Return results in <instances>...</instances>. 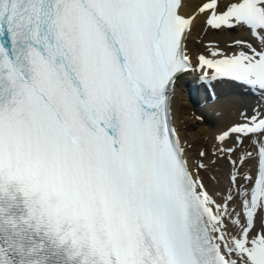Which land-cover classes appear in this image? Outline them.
<instances>
[{
  "label": "snow or ice",
  "instance_id": "obj_1",
  "mask_svg": "<svg viewBox=\"0 0 264 264\" xmlns=\"http://www.w3.org/2000/svg\"><path fill=\"white\" fill-rule=\"evenodd\" d=\"M181 8L0 0V264H264V113L215 137L233 169L224 192L169 125L189 71L264 97V0H202L207 28L250 39L196 63V14Z\"/></svg>",
  "mask_w": 264,
  "mask_h": 264
},
{
  "label": "bare ground",
  "instance_id": "obj_2",
  "mask_svg": "<svg viewBox=\"0 0 264 264\" xmlns=\"http://www.w3.org/2000/svg\"><path fill=\"white\" fill-rule=\"evenodd\" d=\"M225 2H227V0H225ZM201 3H202V0H181V4H182V8L180 9L181 14L185 16H190V15H193L194 13L196 14V19H194L193 21L191 32L188 35L187 40H186L187 51L189 55L192 57V60L194 59L197 53L202 52V50L206 49V45L208 41L217 40L218 43L215 42L214 46L213 45L209 46V50L206 53L207 55L209 51L213 48H219L223 50L222 49L223 46L224 45L226 46V44H228L230 41V39H228L229 37L222 38V35L224 36L226 34L221 33L222 35H220L219 33V36L215 34L214 36L210 35V33L215 30H211L207 28L205 24L203 23L204 21L203 15L196 12L197 6ZM237 32H238V29H237ZM247 37L249 36L248 35L246 36L242 33L237 38H242L244 40L245 39L247 40L248 39ZM227 40H229L228 43H226ZM227 50L229 52L233 49L229 47L228 49H226V51ZM187 75H190V74L186 73L185 76ZM214 86L216 87L217 90L227 91L226 93L228 94V96L238 93L237 91H232V90H235L234 86L224 81H220V80L216 81V84ZM253 109H260L261 110L260 112L264 113L263 111L264 107H254L251 105L248 109V112H249L248 115H252ZM189 110H190V107L188 106L186 101H183V99L181 98V93L178 91L177 88H173L171 91V96H170V115H171V122L175 129V133L179 137L181 147L185 149V158L188 160L190 169H191V165L193 167L194 161L199 159V152L201 150H205L208 153V157L204 160V163L208 165V168L201 172V175L203 176V178H206V177L208 178L210 176V173L214 172L213 171L214 165H211L212 163L210 162L209 159H211V157L213 156L212 150L214 149L215 151L216 147L218 146L215 137L225 129L224 127L227 123H229L227 124V126L236 123L238 116L233 117V115L231 114L232 112L230 113V111L224 115H220L219 112H216L217 113L216 118H212L208 121H198L193 116L192 112L190 113ZM232 121L233 123H230ZM208 123H211V124L215 123L217 126L216 128H210L209 126H207ZM189 145H191V147H189ZM246 146H247V142H246ZM247 150L248 151L252 150V147L248 148ZM223 160H227V159L225 158Z\"/></svg>",
  "mask_w": 264,
  "mask_h": 264
},
{
  "label": "rangeland",
  "instance_id": "obj_3",
  "mask_svg": "<svg viewBox=\"0 0 264 264\" xmlns=\"http://www.w3.org/2000/svg\"><path fill=\"white\" fill-rule=\"evenodd\" d=\"M237 29H238V32H237ZM237 29H234V31L233 30H231V31H228V30H222V31H217V32H215V31H212L211 33H210V35L211 36H214V34L215 35H217V36H219V33H220V35H222V34H226V35H224V36H226V37H224L223 35H222V38H228V39H230V41L229 40H227L226 41V43H228V41H229V43L228 44H226V46L224 45L223 46V50H224V48H225V50L224 51H226V49H228L229 47H230V45H232L233 44V42L235 41V40H237V39H242V38H237L238 36H240V34H244V35H248V34H246L247 32H245V31H243L242 29H240V28H237ZM225 32H227V33H225ZM228 32H229V34H228ZM240 32H242V33H240ZM222 33V34H221ZM231 33H232V35H231ZM238 35V36H236V35ZM236 36V37H235ZM236 39H235V38ZM231 38H233V39H231ZM248 39H250L249 37H247ZM247 39V40H248ZM232 40V41H231ZM244 40V39H243ZM246 40V39H245ZM210 43L209 44H211V45H215V42H217L218 43V41L216 40H214V41H209ZM214 44H213V43ZM231 43V44H230ZM209 48V47H208ZM231 48V47H230ZM228 51V50H227ZM236 94H232V95H230V96H228V100H227V102L225 103V104H228L229 106V108H230V113L233 115V117H235V116H238V118L240 117V114L242 113V112H244L245 113V111L246 112H248V109H249V107L252 105V106H255L254 104H256V107H262L261 105H259V102L258 103H254L253 102V100L252 99H250V98H248V97H244V96H238V95H236ZM235 96V97H234ZM227 107V108H228ZM264 107V106H263ZM190 111V110H189ZM264 111V110H263ZM191 113V112H190ZM249 113V112H248ZM193 114V113H192ZM194 116V115H193ZM242 119V118H241ZM239 120H237V122H238ZM230 123H233V121L232 122H230ZM207 126H209L210 128H216V124L214 123V124H211V123H208V125ZM247 147V146H246ZM248 148H251V147H249L248 146ZM247 148V149H248ZM246 149V150H247ZM213 152H214V149L212 150ZM251 151V150H250ZM212 153V152H211ZM216 158H217V160H216ZM237 157L236 156H234L233 157V159H236ZM210 160V162L212 163V161L214 160L215 161V163H212L211 165H214L213 166V173H210V176L207 178H204V182H205V185L207 186V188H208V190L210 191V193H215V192H224L227 188H228V186H229V174H230V172L233 170L232 169V166L229 164V162H228V160H223V159H220L219 158V156H212L211 157V159H209ZM191 168H193L192 167V165H191ZM251 170V163H249V165H248V167L247 168H245V171H250Z\"/></svg>",
  "mask_w": 264,
  "mask_h": 264
}]
</instances>
